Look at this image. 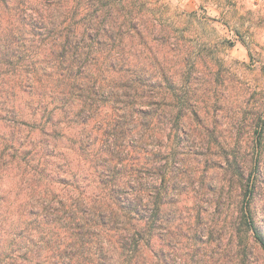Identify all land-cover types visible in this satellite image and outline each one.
Listing matches in <instances>:
<instances>
[{"label": "clouds", "instance_id": "clouds-1", "mask_svg": "<svg viewBox=\"0 0 264 264\" xmlns=\"http://www.w3.org/2000/svg\"><path fill=\"white\" fill-rule=\"evenodd\" d=\"M200 3L0 0V105L16 107L0 113L16 121L0 130V264H51L65 244L42 190L61 175L105 225L73 241L75 264H264V0H219L223 30L189 14ZM24 92L40 96L31 112ZM25 121L52 133L43 150ZM92 124L109 129L102 146ZM165 136L178 145L159 148ZM174 184L188 191L178 222H140Z\"/></svg>", "mask_w": 264, "mask_h": 264}, {"label": "trees", "instance_id": "trees-1", "mask_svg": "<svg viewBox=\"0 0 264 264\" xmlns=\"http://www.w3.org/2000/svg\"><path fill=\"white\" fill-rule=\"evenodd\" d=\"M91 39V37H89ZM155 39V38H154ZM40 81L36 80L34 82V86L39 85ZM143 86V85H142ZM23 92L22 89L18 90L17 93L13 94L14 97L19 96V93ZM26 99H23V104L28 111L31 112V108L28 107L29 104L37 105L40 102L39 95H33L29 97L27 92L23 93ZM12 101L10 100L9 103ZM7 110L10 114L16 111V107L7 108L6 105H0V113H3ZM142 111H149L147 107L143 108ZM192 120H201V115L199 112H192ZM43 119V117H42ZM16 121L12 119H5L3 115H0V130L3 129L4 125L14 124ZM46 124L52 125V117L45 121ZM115 123V122H113ZM154 123L158 124L159 121H154ZM195 124V123H194ZM199 125L202 126V122L199 121ZM64 127V133L68 131L66 125ZM24 129L27 130L28 134L36 139L40 140V147L41 150L44 149L43 141L48 139L47 136L44 135L45 132H49L48 128L41 129L39 127H29L28 123L24 122ZM193 131H196L193 128ZM109 129L106 125L101 124L99 127H96L95 124H92V136L95 138L96 143L98 146H102V142L105 140V137L108 135ZM64 133L57 132L56 135L52 136L53 139L56 136L63 135ZM49 135H52L49 132ZM171 141L172 143H176L178 145V141L175 139L174 136H165L162 140L157 142V146L163 149L165 143ZM30 154V153H29ZM76 156H79V153H75ZM157 157H162L166 159V157L162 156V153H155L152 159ZM116 164L126 163V161L118 160L115 162ZM157 175H160V170L157 171ZM68 179V176L61 175L60 179L54 181H48L47 177H44V181L47 184H50L54 191L50 194L46 188H42L45 195H48L50 200L52 201L54 207L57 209H63L62 213H58V218H53V223H55L59 229V235L65 238V244L61 245L59 248V252L54 254L53 260L51 264H75L76 261V250L72 247L73 241L79 239L80 232H87V231H95L99 228H103L104 222L101 221L99 216L93 215L92 217L87 216L88 209L92 206V201L89 200L81 188L73 183H65L64 181ZM167 181L166 178L161 176L160 179V188L163 192L164 186L166 185ZM156 186H153V190H155ZM167 191L171 193L170 197L166 199L165 203H161V200H165V197L161 196L159 193L157 194L156 204L153 211L150 214H147V219L145 220L143 217H140V222L146 223L149 226L156 224L159 222L161 227L166 224H175L178 222L177 220V212L179 210L178 204L181 201V198L185 195H188L187 186H180L174 184L172 187L168 188ZM62 197V198H61ZM112 210L114 213L119 214L121 218L126 215H130L132 217H136L137 213L135 211H128L124 207H122L119 203L115 200L112 201ZM106 216L111 219V215L108 213V210H105ZM62 219L63 223L66 224L68 227H64L61 225L60 220ZM94 219L96 223H91L90 220ZM58 255L60 257L57 260L55 257Z\"/></svg>", "mask_w": 264, "mask_h": 264}, {"label": "rangeland", "instance_id": "rangeland-1", "mask_svg": "<svg viewBox=\"0 0 264 264\" xmlns=\"http://www.w3.org/2000/svg\"><path fill=\"white\" fill-rule=\"evenodd\" d=\"M189 2L192 4H195L196 0H189ZM205 4L217 5V7H205L204 6ZM218 4H219V0H201V3L199 4V6L197 8H193V9L189 10V14L191 16H194L197 11L202 12V13H204V16L207 17V19L210 20L212 22V24L216 26V28L221 29V30L226 29L227 25L226 24L221 25L218 22L217 15H215V13H217V11H218ZM201 18L203 19L204 17H201ZM224 43L229 44L233 48L234 53L239 54L242 57V59L237 60L238 63H244V64L252 63L254 58L252 57V54L248 51V49L243 48V45H241V48H236V46L234 44H232L227 33H225ZM241 49H242V51H241ZM262 71H264V70H262ZM199 114L201 115V117H200L201 120H195V121L193 120V122L196 125H199V121L200 122L203 121L204 114L201 112H199ZM187 197H188V195H185L181 198V201H179V204H178V208H180L182 206H184V207L187 206L184 203ZM180 214L182 215V213H180Z\"/></svg>", "mask_w": 264, "mask_h": 264}]
</instances>
